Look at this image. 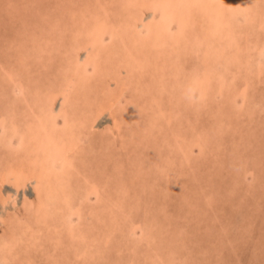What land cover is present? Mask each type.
Here are the masks:
<instances>
[{
    "label": "rangeland",
    "instance_id": "rangeland-1",
    "mask_svg": "<svg viewBox=\"0 0 264 264\" xmlns=\"http://www.w3.org/2000/svg\"><path fill=\"white\" fill-rule=\"evenodd\" d=\"M0 264H264V0H0Z\"/></svg>",
    "mask_w": 264,
    "mask_h": 264
},
{
    "label": "bare ground",
    "instance_id": "bare-ground-1",
    "mask_svg": "<svg viewBox=\"0 0 264 264\" xmlns=\"http://www.w3.org/2000/svg\"><path fill=\"white\" fill-rule=\"evenodd\" d=\"M218 30H219V28H217V31H218ZM219 31H220V30H219ZM234 41H235L234 38H231V43H230V45L232 44V46H233V45H234V44H233ZM233 47H234V46H233ZM221 48H222V47H221ZM218 50L221 51L220 47H219ZM218 50H217L215 53H213V52L211 53L210 64L217 60L218 55H219V53H217ZM227 52H228V53H226V55H225V60L228 59L227 61H229V60L237 59L238 56H236V55H237L238 52H236V51H235V52H233V51H231V52L227 51ZM234 54H235V56H233ZM232 58H233V59H232ZM235 61H236V60H235ZM210 64H209V65H210ZM239 66H240V65H239ZM210 67H211V66H210ZM205 73H209L210 75H213L214 71H210V72H209V71H205ZM215 73H216V72H215ZM209 74H207V75H209ZM200 75H201V74H200ZM19 90H20V89H19ZM20 91H21V90H20ZM20 91H18V92H20ZM227 93H228V92H227ZM44 111H45V110H44ZM40 117H41V116H40ZM42 118H44V119H43L44 122H48V121H49L48 118H47V115H43L41 118H37L38 123L41 122L40 119L42 120ZM37 121H36V122H37ZM51 121H53V120H51ZM53 122H54V121H53ZM37 125H38V124H37ZM34 126L36 127V125H33L32 127H34ZM35 127H34L33 129H35ZM51 129H53V128H51ZM51 129H49V128H47V127H46V128H43L44 131H42V135L45 137L46 142H48V139H49V132L51 131ZM43 136H42V137H43ZM54 140H55V139H54ZM54 140H53V138H52V139L50 138V141H51V142L49 141V144L52 143V149H53V151H54V153H55V151H59L58 148L60 147V145H59L58 143H55ZM72 140H73V139H72ZM44 141H45V140H44ZM75 141H76V140H75ZM53 142H54V143H53ZM75 147H76V146H75ZM52 153H53V152H52ZM59 153H60V152H59ZM69 153H70V152H69ZM60 159H62V156H59V158H58L57 161H59ZM68 166H69V165H68ZM65 167H66V166H65ZM64 169H65V168H64ZM67 169L69 170V168H67ZM64 172H65V170H64ZM68 173H70V171H68L67 173H64L63 176H64V175L69 176L70 174L68 175ZM41 190H42V189H41ZM131 190H132V189H131ZM12 197H13V196H12ZM9 201H10V202H14L15 199H14V198H10ZM158 232H159V231H158Z\"/></svg>",
    "mask_w": 264,
    "mask_h": 264
}]
</instances>
